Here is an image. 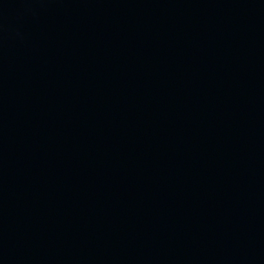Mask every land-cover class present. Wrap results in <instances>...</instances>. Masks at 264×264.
<instances>
[{
    "label": "water",
    "instance_id": "water-1",
    "mask_svg": "<svg viewBox=\"0 0 264 264\" xmlns=\"http://www.w3.org/2000/svg\"><path fill=\"white\" fill-rule=\"evenodd\" d=\"M0 264H264V0H0Z\"/></svg>",
    "mask_w": 264,
    "mask_h": 264
}]
</instances>
